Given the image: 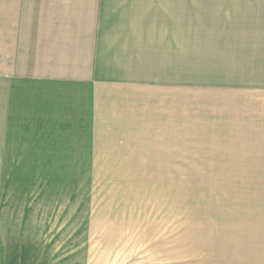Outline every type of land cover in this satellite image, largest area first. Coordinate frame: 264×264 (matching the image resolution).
<instances>
[{"label": "crops", "instance_id": "1", "mask_svg": "<svg viewBox=\"0 0 264 264\" xmlns=\"http://www.w3.org/2000/svg\"><path fill=\"white\" fill-rule=\"evenodd\" d=\"M233 87L249 147L264 139V0H0V149H166L177 88Z\"/></svg>", "mask_w": 264, "mask_h": 264}, {"label": "rangeland", "instance_id": "2", "mask_svg": "<svg viewBox=\"0 0 264 264\" xmlns=\"http://www.w3.org/2000/svg\"><path fill=\"white\" fill-rule=\"evenodd\" d=\"M234 89L177 88L166 149H0L4 264H264V139L243 140Z\"/></svg>", "mask_w": 264, "mask_h": 264}]
</instances>
